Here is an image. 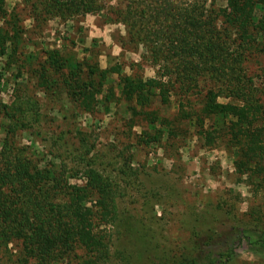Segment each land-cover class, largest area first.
<instances>
[{
	"label": "rangeland",
	"instance_id": "obj_1",
	"mask_svg": "<svg viewBox=\"0 0 264 264\" xmlns=\"http://www.w3.org/2000/svg\"><path fill=\"white\" fill-rule=\"evenodd\" d=\"M83 1L3 0L0 13V38L7 45L0 57V101L6 105L0 111V149L9 145L13 157L78 187L81 224L99 239L95 248L74 249L55 264L181 259L201 247L215 219L236 234L225 264H264V248H254L242 234L246 228L264 231V49L248 51L241 64L245 104L224 97L225 84L208 75L199 76L187 94L177 90L166 102L152 96L142 104L122 93L123 77H152L158 66L148 59L145 41L132 40L131 31L167 25L153 16L151 9L159 5H198L216 13L226 0ZM88 1L100 9L84 12ZM128 6L136 11L132 20L146 9L147 24L122 22ZM255 15L262 17L257 39L264 42V13ZM214 22L222 32L219 12ZM228 39L235 47L236 34ZM48 54L55 58L51 64ZM217 87H223L217 101L247 106L243 126L229 128L215 115L196 121L193 111L201 117L202 95ZM91 168L103 179L99 194L89 179ZM68 190L61 192L63 199L56 192L55 200H66ZM118 226L130 231L132 248ZM8 247L16 257V242Z\"/></svg>",
	"mask_w": 264,
	"mask_h": 264
},
{
	"label": "trees",
	"instance_id": "obj_2",
	"mask_svg": "<svg viewBox=\"0 0 264 264\" xmlns=\"http://www.w3.org/2000/svg\"><path fill=\"white\" fill-rule=\"evenodd\" d=\"M54 1L60 3V0ZM2 2L3 0H0V13L3 12ZM73 3L76 4V0H73ZM91 3L88 1L87 7L82 8L84 12L100 9ZM145 10L140 9L139 18L132 20L136 11L128 6L121 20L130 27L135 25L138 19L145 20L147 24L149 18H145ZM151 10L155 20L159 17L168 22L167 25H162L161 22L158 29L139 25L131 31L130 36L132 40L145 41L148 59L158 66V69L154 76L145 79L139 75L123 77L124 86L121 91L125 96L133 98L135 95L142 104L152 96L160 97L162 102H166L171 93L181 90L182 95L187 94L199 76L208 75L214 83L220 80L225 84L228 93L223 94L224 97L230 94L246 103L245 97L241 95L243 88L239 85L242 83L240 67L248 51L264 49V42L257 39L263 28L262 17L255 15L256 10L260 11L261 15L264 13V0H226L225 6L216 13L213 8H200L198 5L178 8L166 4ZM218 12L224 23L222 32L214 22ZM230 33L236 34L235 47L231 46L233 39H228ZM153 34L156 35L155 39L152 38ZM159 38L163 43L169 42V46L161 45ZM3 40L0 38V57L6 55L7 45ZM149 42L152 46H149ZM45 56L49 64L55 60L51 54ZM65 63L64 59L61 64ZM175 81L181 84L177 89L174 88ZM222 88L206 89L199 109L201 117L193 111L196 121L206 115H215L220 116L229 128L243 126L242 114L247 106L243 109V106L232 101H217L218 96L222 95ZM5 107L0 101V111ZM12 113V110L5 111L10 118ZM12 154L14 153L9 145L0 149V264H55L64 257V253L67 256L74 249L95 248L98 237L81 224L82 211H78L80 200L75 193L78 187L64 185L56 178H51L47 171L32 166L30 161L21 157H13ZM88 173L90 182L96 183L95 190L99 194L103 190V179L94 168L89 169ZM66 190V200L62 203L55 200L56 192L63 193ZM62 193L59 197L61 199ZM98 202H103L101 195ZM114 211L117 216L118 212ZM215 220L216 227L205 237H201V247L192 255L170 261H161L158 260L159 257L153 256L143 264H225L233 253L231 241L236 234L234 230L229 231L219 220ZM117 232L129 248L134 246L135 240L129 238L130 231L118 226ZM252 233H255L253 239ZM242 234L250 240V244L255 245L254 248L260 245L264 248L263 230L246 228ZM9 242L17 244L16 257L11 258ZM96 251L100 252L99 249ZM130 256L125 255V260L130 261Z\"/></svg>",
	"mask_w": 264,
	"mask_h": 264
}]
</instances>
